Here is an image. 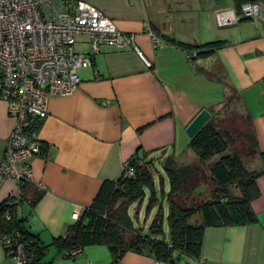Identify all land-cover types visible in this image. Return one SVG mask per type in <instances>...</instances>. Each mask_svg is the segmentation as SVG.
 <instances>
[{
  "label": "crops",
  "instance_id": "1",
  "mask_svg": "<svg viewBox=\"0 0 264 264\" xmlns=\"http://www.w3.org/2000/svg\"><path fill=\"white\" fill-rule=\"evenodd\" d=\"M88 1L119 30L132 34L152 66L147 68L132 48L103 45L90 66L78 69L80 84L74 91L48 99L47 115L36 132L47 149L28 160V195L42 190L39 183L43 194L34 206L24 199L16 207L28 229L47 245L77 220L104 180L121 175L134 153L180 158L189 149V122L201 109L220 107L232 89L240 109L252 119L258 150L264 152V0H255L258 19L239 16L227 30L217 24L216 13L235 11L233 0L229 8L221 0ZM150 31L161 40L225 43L210 56L189 59L186 50L164 40L154 46ZM13 124L0 100V162ZM252 165V170L262 168L259 155ZM256 185L259 195L251 201L256 222L205 227L197 264H264V167ZM17 192L18 182L5 178L0 203ZM103 261L110 263L109 251ZM0 264H14L1 245ZM117 264L158 263L128 251Z\"/></svg>",
  "mask_w": 264,
  "mask_h": 264
},
{
  "label": "trees",
  "instance_id": "2",
  "mask_svg": "<svg viewBox=\"0 0 264 264\" xmlns=\"http://www.w3.org/2000/svg\"><path fill=\"white\" fill-rule=\"evenodd\" d=\"M233 1L236 13H240L244 2L255 0ZM162 40L183 48L186 52L195 50V56L190 59L210 56L216 48L225 43L223 40H216L193 45L169 36H164ZM231 102L238 103L234 89L224 104L225 108H229ZM209 112L210 118L190 137L188 143V147L196 153L197 161L178 164L176 158L171 155L163 159V169L169 182V190L165 194L168 202V240L157 237L162 231L160 206L147 234L134 226L129 215L130 205L141 199L145 195V190L150 192L147 210L157 203L150 167L152 162L134 153L127 161L133 173L128 174L124 166L116 180H104L91 204L82 209L74 223L66 226L63 234L52 240L51 244L55 245L56 250L66 258H74L72 250L80 251L87 245L98 244L108 248L111 255L109 264H117L128 251L148 255L159 264H177L176 257L179 258L180 255L192 259L199 258L205 227L256 222L251 201L259 195L256 178L263 171L264 152L258 150L252 119L242 111L241 116L245 125L231 128V124L237 122L235 113L229 115L231 124L223 126L225 120L216 121L212 110ZM40 122L34 123V132H37ZM237 137L244 141L247 156L259 155L262 160L260 170L246 168L237 148ZM46 149L47 145L40 142L39 155H43ZM216 155L219 157L213 161L206 175L202 164ZM200 182L209 184L210 196L205 200L195 201L196 199L191 196ZM232 184L238 187L239 195L230 192ZM29 189L30 180L22 178L18 182L19 195L9 197L0 203V237L4 234L18 233L19 240L23 242L30 257L29 264H38L48 245L28 229L25 218L16 212L20 201L26 199L30 206H34L41 198L43 190L35 189L30 196ZM196 215L200 216V221L191 223L190 219ZM0 245L7 254L2 242Z\"/></svg>",
  "mask_w": 264,
  "mask_h": 264
},
{
  "label": "built area",
  "instance_id": "3",
  "mask_svg": "<svg viewBox=\"0 0 264 264\" xmlns=\"http://www.w3.org/2000/svg\"><path fill=\"white\" fill-rule=\"evenodd\" d=\"M239 16L257 19L259 4L244 2L240 13L218 11L216 21L229 26ZM150 36L154 46L162 42L151 31ZM103 45L132 48L147 68L152 66L132 34L119 30L88 0H0V100L14 120L0 162V184L5 178L30 180L28 160L40 153L34 123L46 117L50 97L69 94L79 86L78 69L90 66ZM195 54V50L187 52L189 59ZM124 166L133 173L127 161ZM38 186L43 190L41 183ZM0 242L14 264H29L18 233L2 235Z\"/></svg>",
  "mask_w": 264,
  "mask_h": 264
},
{
  "label": "rangeland",
  "instance_id": "4",
  "mask_svg": "<svg viewBox=\"0 0 264 264\" xmlns=\"http://www.w3.org/2000/svg\"><path fill=\"white\" fill-rule=\"evenodd\" d=\"M222 2H225L227 5L226 7H231L232 0H221ZM258 3L261 4V0H258ZM260 17V16H259ZM258 17V18H259ZM257 18V19H258ZM256 20V19H254ZM232 26H225L222 29L227 30L230 29ZM86 46H84V49ZM231 93V92H230ZM231 94H229L230 96ZM228 96V97H229ZM228 97H226L220 107L217 109H213L212 113L214 115V119L216 121H220L222 119L225 120L224 123H222L223 126L230 123L229 115L231 113H235V122L234 124H231V128L235 126L242 127L245 125V122L243 121V117L241 116L242 110L240 109L237 102H231L229 108H225L224 104L228 101ZM239 117V118H238ZM237 148L240 151L242 160L244 162V165L247 169L252 170V164L255 157H249L247 156L244 151V141L237 137ZM219 156L216 155L211 160L205 162L202 164L204 172L206 175L209 173V168L213 161L217 160ZM147 160H151L152 164L150 165L151 171L153 174L154 179V189H155V197L157 198V203L150 207L149 210H147V204L150 197L149 190H145V195L133 202L129 207V215L133 221V224L135 227L140 228L141 231L145 234L149 233V227L154 219L155 215L159 211V206L161 207L160 213L162 214V231L160 234L157 235L159 239L168 240L169 237V228H168V202L166 199L165 194L169 190V182L168 178L165 174V171L163 169V157L158 153H154L152 155H148L145 157ZM178 164H188L193 163L197 161L196 153L189 148L180 158L176 159ZM230 192L233 195H239V189L235 184L230 185ZM210 196V186L207 182H200L199 185L195 188V192H193L192 198L194 197L196 200H205ZM200 221V216L196 215L193 216L190 219L191 223H198ZM95 249V250H93ZM108 248L105 245H98V244H92L85 246L84 250L75 254L74 258H62L60 254H58V251L56 250V247L54 244H49L47 250L44 252V254L41 255L40 263L38 264H88V261L94 262L96 264H104V255L108 254ZM177 264H197L194 259L186 256V255H180L179 260Z\"/></svg>",
  "mask_w": 264,
  "mask_h": 264
},
{
  "label": "water",
  "instance_id": "5",
  "mask_svg": "<svg viewBox=\"0 0 264 264\" xmlns=\"http://www.w3.org/2000/svg\"><path fill=\"white\" fill-rule=\"evenodd\" d=\"M210 112L207 109H201L195 117L189 122L186 126L185 132L189 137L195 135V133L206 123V121L210 118ZM179 258L176 257V261Z\"/></svg>",
  "mask_w": 264,
  "mask_h": 264
}]
</instances>
